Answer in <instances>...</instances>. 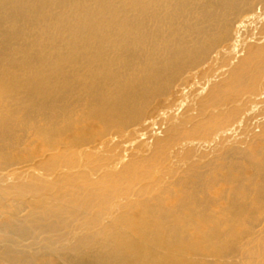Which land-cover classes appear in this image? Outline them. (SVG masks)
Returning a JSON list of instances; mask_svg holds the SVG:
<instances>
[{
	"label": "bare ground",
	"instance_id": "6f19581e",
	"mask_svg": "<svg viewBox=\"0 0 264 264\" xmlns=\"http://www.w3.org/2000/svg\"><path fill=\"white\" fill-rule=\"evenodd\" d=\"M0 264H264V0H0Z\"/></svg>",
	"mask_w": 264,
	"mask_h": 264
}]
</instances>
